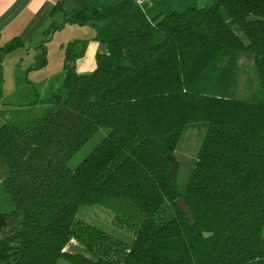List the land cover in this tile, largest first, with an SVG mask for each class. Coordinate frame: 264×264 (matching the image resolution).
Segmentation results:
<instances>
[{
    "label": "trees",
    "instance_id": "obj_1",
    "mask_svg": "<svg viewBox=\"0 0 264 264\" xmlns=\"http://www.w3.org/2000/svg\"><path fill=\"white\" fill-rule=\"evenodd\" d=\"M62 3L53 8L62 21L44 32L105 19L104 3L69 12ZM96 38L106 49L83 72L77 39L64 44L65 96L54 91L0 124V182L12 204L0 210V264H264V0L190 4ZM242 56L262 97L238 92ZM201 125L180 186L166 154ZM99 126L106 133L70 166ZM94 203L128 227V242L77 215Z\"/></svg>",
    "mask_w": 264,
    "mask_h": 264
},
{
    "label": "rangeland",
    "instance_id": "obj_2",
    "mask_svg": "<svg viewBox=\"0 0 264 264\" xmlns=\"http://www.w3.org/2000/svg\"><path fill=\"white\" fill-rule=\"evenodd\" d=\"M211 0H63V9L67 12L72 9L83 7L87 4L97 5L99 2L104 3L102 11L105 19L98 22L99 28L110 27L112 29L127 30L136 27L143 21L150 19L156 13H167L171 10H182L187 5L196 4L204 5ZM54 20L58 22L62 20V10L56 11ZM47 28V27H46ZM89 24H65L44 32L45 36L42 44L32 45L29 48V54L37 48L41 51L46 48L48 65H55L60 57V51H64V44L71 39L85 38L87 33H90L92 28ZM83 43V42H82ZM32 55V54H31ZM242 72L239 78L238 92L242 96H252L253 98L262 97V91L259 88L254 70L252 68V60L247 56H242L239 59ZM5 86V91H0V100H8L10 103L22 102L20 107L25 106L32 91H7L8 82H2ZM59 91L66 95L65 88L60 84ZM50 94V91L46 95ZM3 98V99H2ZM19 106V103H15ZM107 126H99L98 129L70 156L68 164L76 165L79 160L101 139L106 133ZM205 131V126H188L182 132V135L177 143L175 154L179 159V165L176 171L178 185L182 186L187 178L193 160L196 157V151L199 146L201 136ZM12 206L8 194L3 190L0 182V210H9ZM77 215L86 221H89L102 229L122 238L125 241L131 239V231L121 221H117L114 217L115 213L104 204L94 203L91 205L80 206L77 210ZM264 235V225L261 230ZM74 243V241H73ZM57 264H74L65 258L59 257Z\"/></svg>",
    "mask_w": 264,
    "mask_h": 264
},
{
    "label": "crops",
    "instance_id": "obj_3",
    "mask_svg": "<svg viewBox=\"0 0 264 264\" xmlns=\"http://www.w3.org/2000/svg\"><path fill=\"white\" fill-rule=\"evenodd\" d=\"M56 1L0 0V91H5L2 83L4 81L8 82L7 91H34L29 96V100L24 102L26 104L47 97L59 90L60 84L62 85L66 63L64 51H60L61 55L57 63L51 66L48 65L46 48H44V58L37 48L29 54L31 44H42L45 36L44 29L49 23L57 21L54 20V16L59 9L53 11ZM64 11L67 10L64 9ZM89 25L92 30L85 38L81 37L77 44L78 54L74 65L80 72L91 70L95 66V55L101 43L96 38L97 32L100 29L110 28H99L98 22ZM13 37H16L20 43L6 50L4 47ZM49 91L50 94L46 95ZM15 103H19V106H15ZM21 103L0 100V124L11 118L20 108Z\"/></svg>",
    "mask_w": 264,
    "mask_h": 264
},
{
    "label": "water",
    "instance_id": "obj_4",
    "mask_svg": "<svg viewBox=\"0 0 264 264\" xmlns=\"http://www.w3.org/2000/svg\"><path fill=\"white\" fill-rule=\"evenodd\" d=\"M255 19H259V17L256 16V15H250V16L247 17L248 21L255 20ZM105 49H106V43L105 42H101L100 45H99L98 51L99 52H104ZM166 157L170 161V165H169L167 173L172 179H174L176 177V171H177V168H178V165H179V161L176 158V156L174 154L170 153V152L166 154ZM175 203L180 207V209L186 214L188 219L192 222V216L190 214V208L187 205V203L184 200V198L182 196H178L175 199ZM202 233H203L204 236H208L209 234H211L210 231H203Z\"/></svg>",
    "mask_w": 264,
    "mask_h": 264
}]
</instances>
